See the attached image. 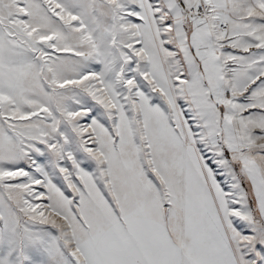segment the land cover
<instances>
[{"label":"snow or ice","instance_id":"1","mask_svg":"<svg viewBox=\"0 0 264 264\" xmlns=\"http://www.w3.org/2000/svg\"><path fill=\"white\" fill-rule=\"evenodd\" d=\"M0 264H264V0H0Z\"/></svg>","mask_w":264,"mask_h":264}]
</instances>
